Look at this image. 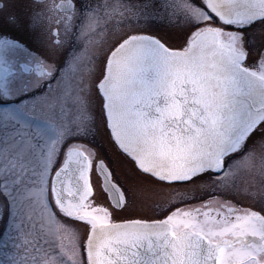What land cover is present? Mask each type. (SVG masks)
<instances>
[{
    "label": "snow or ice",
    "instance_id": "snow-or-ice-1",
    "mask_svg": "<svg viewBox=\"0 0 264 264\" xmlns=\"http://www.w3.org/2000/svg\"><path fill=\"white\" fill-rule=\"evenodd\" d=\"M0 264H264V0H0Z\"/></svg>",
    "mask_w": 264,
    "mask_h": 264
},
{
    "label": "rangeland",
    "instance_id": "rangeland-1",
    "mask_svg": "<svg viewBox=\"0 0 264 264\" xmlns=\"http://www.w3.org/2000/svg\"><path fill=\"white\" fill-rule=\"evenodd\" d=\"M150 193H145L141 196V198L136 202L134 206H130L123 212L117 213V217L122 215H154L148 204L150 203L147 197H150ZM100 200V199H99Z\"/></svg>",
    "mask_w": 264,
    "mask_h": 264
},
{
    "label": "flooded vegetation",
    "instance_id": "flooded-vegetation-1",
    "mask_svg": "<svg viewBox=\"0 0 264 264\" xmlns=\"http://www.w3.org/2000/svg\"><path fill=\"white\" fill-rule=\"evenodd\" d=\"M102 200V198H98V200ZM130 216H132V215H128V216H126V215H122V216H119V217H123V218H128V217H130ZM143 216H151V215H143ZM153 216V215H152ZM118 217V218H119Z\"/></svg>",
    "mask_w": 264,
    "mask_h": 264
}]
</instances>
